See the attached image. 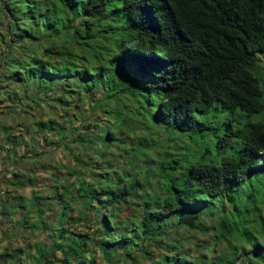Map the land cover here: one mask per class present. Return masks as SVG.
Masks as SVG:
<instances>
[{"label": "trees", "instance_id": "trees-1", "mask_svg": "<svg viewBox=\"0 0 264 264\" xmlns=\"http://www.w3.org/2000/svg\"><path fill=\"white\" fill-rule=\"evenodd\" d=\"M0 239V264H264V0H0Z\"/></svg>", "mask_w": 264, "mask_h": 264}, {"label": "rangeland", "instance_id": "rangeland-1", "mask_svg": "<svg viewBox=\"0 0 264 264\" xmlns=\"http://www.w3.org/2000/svg\"><path fill=\"white\" fill-rule=\"evenodd\" d=\"M10 3V2H9ZM8 2H6V4H9ZM22 137H24V135L22 136ZM2 146L3 147H5L6 145L4 144V143H2ZM19 152V151H18ZM17 152V153H18ZM54 157H53V159H65V158H63L65 155L63 154V156H62V154L60 153V152H55V154L53 155ZM19 159V158H18ZM27 161L25 160V159H20V165H18L19 167L18 168H20V170H22V168H21V166L22 165H24V166H27ZM41 177V175L40 174H38L37 175V179H36V183L33 185V186H17V187H15V189H16V191H18L19 193H23V194H25V195H27V194H29V192L31 191V190H33V191H36V190H38V191H41V190H39L40 189V187H43V181H40V178ZM27 207V204H25V208ZM1 240L2 239H0V252H1V249H2V242H1ZM4 240V239H3ZM33 241V243L34 242H38V240L37 239H34V240H32ZM42 242H43V240H42ZM21 262V264H28L26 261H23V259L20 261ZM19 262V263H20ZM19 263H15L14 261H11L10 259L8 260V263L7 264H19Z\"/></svg>", "mask_w": 264, "mask_h": 264}]
</instances>
